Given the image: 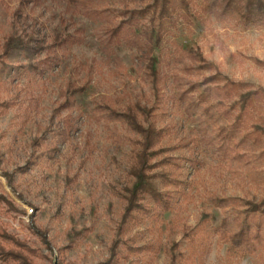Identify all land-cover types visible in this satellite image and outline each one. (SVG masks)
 <instances>
[{"label": "rangeland", "instance_id": "obj_1", "mask_svg": "<svg viewBox=\"0 0 264 264\" xmlns=\"http://www.w3.org/2000/svg\"><path fill=\"white\" fill-rule=\"evenodd\" d=\"M95 1L101 18L83 17L68 0L0 2V196L15 208L0 203V230L25 244L31 264H264V246L230 256L210 233L264 200V152L247 153L243 163L222 158L199 143L177 100L190 86L198 96L227 81L264 89V15L248 20L244 10L216 19L192 0L190 15L176 16L153 52L162 75L155 90L134 50L100 42L105 24H119L122 11L143 1ZM75 29L80 42L50 50L56 33ZM17 38L43 49L7 54L5 43ZM198 57L214 68L201 69ZM129 107L152 109L146 118L138 114L145 127L164 130L151 164L178 182L155 179L169 208L146 197L120 228L138 136L106 116ZM230 123L218 120L208 131ZM3 173L12 176V188ZM212 200L227 204L218 208Z\"/></svg>", "mask_w": 264, "mask_h": 264}, {"label": "trees", "instance_id": "obj_2", "mask_svg": "<svg viewBox=\"0 0 264 264\" xmlns=\"http://www.w3.org/2000/svg\"><path fill=\"white\" fill-rule=\"evenodd\" d=\"M142 1L143 5L140 8L131 10L126 8L122 11L126 19L119 24H105L102 28L100 42L108 50L121 45L134 50L137 62L144 65H142V70L157 90L162 75L155 68L156 59L153 52L163 38L171 34L176 16L186 19L190 15L192 0ZM27 2L33 5L41 4V0H27ZM201 3V12L211 14L216 19L232 13L242 15L244 10L248 20L264 15V0H201ZM68 4L74 6L87 19L103 16L95 0H68ZM81 39L79 29H75L71 34L56 33L49 48L52 51L57 48L72 47ZM4 48L8 54L14 50L39 51L43 49V46L38 41L33 42L31 38H17L9 39ZM194 59L201 63V69L214 68L204 58ZM259 64L264 65V63ZM214 80H217V74L206 79L205 84H211ZM194 89V86H190L187 90L177 93V100L182 106L184 116L196 124L198 140L202 146L211 149L224 159L242 163L247 153L258 149L264 152V116H259L257 119L254 117V114L264 106V89L251 90L245 85L232 81L225 82L221 87H207L198 96L191 94ZM210 98L213 99L210 100ZM151 112L152 109L144 111L129 107L123 112H111L106 116L108 120L124 124L127 129L138 136V149L134 154V162L130 169L134 182L132 187L126 191V207L120 228L134 219L135 213L141 211V203L146 197H150L157 206L163 209L169 208V194L159 191L155 179L160 178L163 183L178 182L176 177L169 181L163 169L159 173L154 172L156 166L151 162L158 154L157 147L164 130L157 129L154 123L145 127L138 121V114L146 118ZM218 120L227 123L232 121V123L221 124L217 132L209 133L208 129L211 124H215ZM2 175L8 186L12 188V176L6 173ZM0 203L7 206L9 210L15 209L1 196ZM212 203L218 208H224L227 204L225 200H212ZM244 213L241 217H225L218 226L210 229L211 234L217 235L228 245L227 254L230 256L251 255L264 246V200L259 205L250 206ZM252 213H257V217L251 215ZM117 248L118 242L115 241L112 245L113 257L118 253ZM27 253L30 254L25 244L0 230V262L31 264Z\"/></svg>", "mask_w": 264, "mask_h": 264}]
</instances>
